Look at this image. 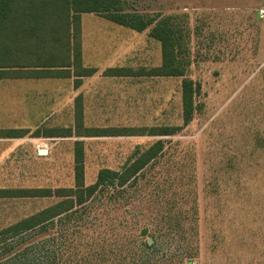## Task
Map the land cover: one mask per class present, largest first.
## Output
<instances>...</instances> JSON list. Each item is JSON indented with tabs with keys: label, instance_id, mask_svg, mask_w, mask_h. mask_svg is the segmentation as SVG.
<instances>
[{
	"label": "rangeland",
	"instance_id": "obj_1",
	"mask_svg": "<svg viewBox=\"0 0 264 264\" xmlns=\"http://www.w3.org/2000/svg\"><path fill=\"white\" fill-rule=\"evenodd\" d=\"M117 1L121 13L144 19L148 27L135 32L82 14L83 65L100 72L159 67L161 45L150 32L163 24L177 39L182 73L124 79L112 88L102 81L106 103L114 99L117 106L102 110L104 115H87L85 124L145 128L146 133L151 128L179 130L170 137L81 138L87 186L94 184L99 170H119L158 139L163 146L135 187L114 199L94 201L90 215L57 224L53 238L62 240L63 232L67 236L80 226L82 241H94L96 247L103 241L107 256L135 258L138 264H185L187 251L198 259L196 264H264V0ZM115 31L124 33L121 48L107 45ZM184 80L192 81L195 93L188 125L182 116ZM70 85L65 79H2L0 97L35 92L52 98L49 109L37 113L43 118L52 112L39 127L44 133L57 120L68 125L69 105L64 103ZM14 107L0 106V124L7 116L16 120ZM76 139L52 142L43 148L48 155L31 151L11 164L0 175V189L73 187ZM56 201L0 199V229ZM142 228L155 235L154 241L147 239L155 245L149 251L153 259L145 263L136 239Z\"/></svg>",
	"mask_w": 264,
	"mask_h": 264
},
{
	"label": "trees",
	"instance_id": "obj_2",
	"mask_svg": "<svg viewBox=\"0 0 264 264\" xmlns=\"http://www.w3.org/2000/svg\"><path fill=\"white\" fill-rule=\"evenodd\" d=\"M118 3L117 0H0V79L23 76L73 78L74 87H79L83 78L94 74V70L82 67V14H94L135 32H142L148 27L144 19L121 13ZM150 36L161 45L159 67L137 71L114 68L107 69L103 75L149 78L181 76V69L177 65V39L173 31L158 24L151 30ZM25 68L29 71L23 70ZM194 94L192 81L184 80L181 86L184 125L192 120ZM178 130L179 127L151 128L146 133L145 128L83 129L81 98L75 100L74 133L77 137H170ZM66 132V136L71 135L70 130ZM12 133L6 134L10 136ZM162 146V140L158 139L119 170H99L94 184L87 186L84 183L82 141H75L73 187L0 189V199L57 200L35 214L0 229V264H138L135 258L107 256L103 241L97 242V247L94 241H82L80 226L74 227L67 236L63 232L62 240L54 239L56 225L90 215L94 201L101 197L114 199L135 187L138 176L161 153ZM148 238L155 240V235L148 228H142L136 236L141 245L142 263L153 259L149 251L155 242L151 246ZM185 254H188L184 255V260L188 258L185 264H196L198 259L193 253L187 251Z\"/></svg>",
	"mask_w": 264,
	"mask_h": 264
},
{
	"label": "crops",
	"instance_id": "obj_3",
	"mask_svg": "<svg viewBox=\"0 0 264 264\" xmlns=\"http://www.w3.org/2000/svg\"><path fill=\"white\" fill-rule=\"evenodd\" d=\"M94 15V14H93ZM96 16V15H95ZM80 20L81 17H80ZM125 28V27H123ZM128 29V28H126ZM130 30V29H129ZM133 31V30H132ZM124 34V33H122ZM121 33L115 31V34L112 38H110L107 45H114L116 48L118 46L121 48L123 46V38ZM83 30L81 23V57L83 56ZM129 41H126L124 44H128ZM84 61L82 59V67L86 69L94 70V74L87 78H83L79 87L75 88L73 84V78H26L19 77V79H65L69 80L71 85V93L69 94V101H66L64 104L66 106L69 105L68 111L66 113L69 116V122H67V126L62 127L61 122L55 121L54 124L51 123L50 129L45 131L44 133L39 132V127L41 123L47 119L50 120V115L52 112L48 114L47 112L42 118L37 113L40 112L43 108L51 106L52 98H47V94H39L35 92H18L13 94L11 98H3L0 97V106L4 105L7 108H13L16 106L18 110L16 115V120L11 121V117L7 116L6 122H1L0 124V175L3 173L10 171L11 164H16L17 162H21L23 157L26 155H30L31 151H34L38 156H46L49 154L48 146L50 143L65 140L70 141L71 138H77L75 141H81V138H89V137H77L74 133V108H75V100L77 97L81 98L82 103V114H83V129H101V127L97 126H86L85 119L87 115H104L102 110L105 109H113L116 108V100L106 101L104 97L103 91H106V87L101 83L102 81H108L105 84H112L110 88L116 85V83H121L124 79H137V77H106L103 73L107 69L114 68H127V67H113L107 68L102 72L99 69L94 68L89 65H83ZM11 79V78H5ZM2 80V79H0ZM109 89V88H108ZM114 96V95H113ZM113 98V97H111ZM5 101L3 102V100ZM41 99H44L42 102ZM61 106V105H60ZM58 105L56 106V108ZM122 108L121 104L118 106ZM15 108V107H14ZM40 116V117H37ZM36 117L37 119H33L31 125L27 124V119ZM86 126V127H85ZM107 128V127H106ZM71 131L70 136H66V131ZM13 132L10 136L6 134L8 132ZM66 133V135L64 134ZM47 146V149H43ZM41 151H45V154H40ZM23 161V160H22ZM3 165V166H2Z\"/></svg>",
	"mask_w": 264,
	"mask_h": 264
},
{
	"label": "water",
	"instance_id": "obj_4",
	"mask_svg": "<svg viewBox=\"0 0 264 264\" xmlns=\"http://www.w3.org/2000/svg\"><path fill=\"white\" fill-rule=\"evenodd\" d=\"M40 154H45V151H41ZM148 243H151V240H148Z\"/></svg>",
	"mask_w": 264,
	"mask_h": 264
}]
</instances>
